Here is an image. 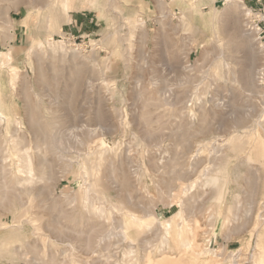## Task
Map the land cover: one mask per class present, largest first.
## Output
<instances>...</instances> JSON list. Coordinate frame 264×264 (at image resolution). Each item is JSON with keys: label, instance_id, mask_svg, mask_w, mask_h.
Instances as JSON below:
<instances>
[{"label": "rangeland", "instance_id": "rangeland-1", "mask_svg": "<svg viewBox=\"0 0 264 264\" xmlns=\"http://www.w3.org/2000/svg\"><path fill=\"white\" fill-rule=\"evenodd\" d=\"M64 1L0 0V264H256L264 0Z\"/></svg>", "mask_w": 264, "mask_h": 264}, {"label": "bare ground", "instance_id": "bare-ground-1", "mask_svg": "<svg viewBox=\"0 0 264 264\" xmlns=\"http://www.w3.org/2000/svg\"><path fill=\"white\" fill-rule=\"evenodd\" d=\"M42 2H43V0H41ZM45 1V0H44ZM64 1V0H63ZM164 1V0H163ZM229 1V0H228ZM30 2V1H29ZM38 3H40V2H38ZM43 4V3H42ZM64 4L65 5H67L68 4V2L67 1H64ZM55 5V4H54ZM48 6V5H47ZM51 5H49V7H50ZM247 13H251L252 14V10L249 8L248 9V11H247ZM26 17V16H25ZM25 24V23H24ZM8 35V34H7ZM15 37V36H14ZM5 38V37H4ZM12 38V37H11ZM15 39V38H14ZM34 44H35V42H34ZM41 44V43H40ZM38 46H40V45H38ZM243 46V45H242ZM32 47H34V46H32ZM244 47V46H243ZM261 49H264V44H261ZM262 51V50H261ZM10 57V56H9ZM255 65V64H254ZM13 67V66H12ZM15 69V68H14ZM264 69V68H263ZM262 69V70H263ZM259 71H261V70H259ZM258 71V72H259ZM262 73V72H261ZM12 74V73H11ZM263 74V73H262ZM248 80V79H247ZM250 80V79H249ZM250 81H252V80H250ZM13 83V82H12ZM248 83H249V81H248ZM161 89V88H160ZM160 92V91H159ZM157 99V98H156ZM167 99V98H166ZM152 100V99H151ZM59 102V101H58ZM165 104H166V102H165ZM168 104V103H167ZM248 104V103H247ZM60 105V104H59ZM64 105V104H63ZM172 106V105H171ZM166 107V106H165ZM170 107V106H169ZM1 110V109H0ZM4 112V111H3ZM3 112H1V115L0 116H2V114H5V113H3ZM173 112V111H172ZM145 113V112H144ZM8 117H9V115H8ZM202 117V116H201ZM37 118V117H36ZM206 118V117H205ZM9 121H10V119H9ZM67 121V120H66ZM203 122H204V120H202ZM32 122V124L34 125V124H36V121L34 122V120H32L31 121ZM40 123V122H39ZM42 124V123H41ZM257 124V123H256ZM260 124V123H259ZM202 125H204V124H202ZM33 128V127H32ZM186 128V127H185ZM207 128V127H206ZM38 130L40 129V128H37ZM187 130H188V128H187ZM184 131V130H183ZM204 131V130H203ZM45 132V131H44ZM200 133V132H199ZM232 138V137H231ZM258 139V138H257ZM218 140V139H217ZM228 140V139H227ZM226 140V141H227ZM58 141V140H57ZM61 142V141H60ZM229 142V141H228ZM54 143V142H53ZM180 143V142H179ZM208 143V142H207ZM119 144V143H118ZM188 144V143H187ZM63 145V144H62ZM61 145V146H62ZM205 145V144H204ZM229 145V144H228ZM184 146V145H183ZM210 146H212V145H210ZM252 146V145H251ZM209 147V146H208ZM217 147V146H216ZM52 148V147H51ZM108 148V147H107ZM130 148V147H129ZM107 149H105V151H106ZM114 150V149H113ZM105 151L103 152V153H105ZM112 151V150H111ZM109 152V151H108ZM103 153H102V155H103ZM88 155V154H87ZM104 156H105V154H104ZM192 157V156H191ZM232 157V156H231ZM105 158V157H104ZM240 158V157H239ZM100 159H102V158H100ZM107 159V158H106ZM109 161V160H108ZM212 164V163H211ZM72 166V165H71ZM42 169V168H41ZM84 170V169H83ZM113 171V170H112ZM121 172V171H120ZM204 173V175L206 174L207 175V173L208 172H203ZM84 175H85V173H84ZM87 175V174H86ZM256 177V176H255ZM81 178V177H80ZM252 183V182H251ZM255 184H257V183H255ZM168 185H170V184H168ZM217 185V184H216ZM252 185V184H251ZM255 186V185H254ZM169 187V186H168ZM256 187V186H255ZM90 188V187H89ZM89 188H87L86 190H84V191H86V195L88 196V189ZM4 190H6L7 191V188H5ZM5 191V192H6ZM4 192V193H5ZM6 195V194H5ZM255 195V194H254ZM224 198V197H223ZM90 199V198H89ZM84 201V200H83ZM252 201V200H251ZM86 202V204L88 205V204H91L92 205V208H93V210L95 211V212H101V208H98L96 205H95V201L93 202V201H91V202H89V201H85ZM85 202H84V204H85ZM222 202V201H221ZM249 203V202H248ZM85 204V205H86ZM232 204V203H231ZM251 204V203H250ZM86 205V206H87ZM86 206H84V207H86ZM237 206H239V205H237ZM252 207V206H251ZM250 207V208H251ZM87 208V207H86ZM261 209V208H260ZM231 210V209H230ZM252 215V214H251ZM131 216H132V219H134V220H136L135 222H137V224H141L142 222H140V221H138L137 219H136V216H134L133 214H131ZM249 216V215H248ZM261 218V217H260ZM264 220V219H263ZM124 222V221H123ZM248 222V221H247ZM264 223V222H263ZM179 226V225H178ZM256 226V225H255ZM260 226V225H259ZM102 227V226H101ZM124 227V226H123ZM149 227V226H148ZM111 229V228H110ZM264 229V228H263ZM263 232V231H262ZM125 233V232H124ZM124 235V234H123ZM179 235H182V233H179ZM264 235V234H263ZM263 235L262 236H260V237H263ZM126 237V236H125ZM263 246V245H262ZM264 247V246H263ZM263 250H261V252H262ZM255 255V254H254ZM253 255V256H254ZM259 258V257H258ZM163 260V259H162ZM168 261V260H167ZM180 261V260H179ZM165 262V261H164ZM202 262V261H201ZM160 263V262H159ZM255 263V262H254ZM161 264V263H160ZM178 264V263H177ZM202 264V263H201ZM256 264H264V256H261L260 258H259V260H257V262H256Z\"/></svg>", "mask_w": 264, "mask_h": 264}, {"label": "built area", "instance_id": "built-area-1", "mask_svg": "<svg viewBox=\"0 0 264 264\" xmlns=\"http://www.w3.org/2000/svg\"><path fill=\"white\" fill-rule=\"evenodd\" d=\"M260 11H263V10H260ZM259 14H264V12H259ZM256 16L258 17L257 14H256ZM255 26L257 27V30H259V38L261 40L264 39V28L261 26V20H258L257 22H255L254 28H255ZM262 44H264V43H262ZM232 254H234L233 256L237 255L236 252H233Z\"/></svg>", "mask_w": 264, "mask_h": 264}, {"label": "crops", "instance_id": "crops-1", "mask_svg": "<svg viewBox=\"0 0 264 264\" xmlns=\"http://www.w3.org/2000/svg\"><path fill=\"white\" fill-rule=\"evenodd\" d=\"M259 3H261V0H257V1L255 2V4H259Z\"/></svg>", "mask_w": 264, "mask_h": 264}]
</instances>
